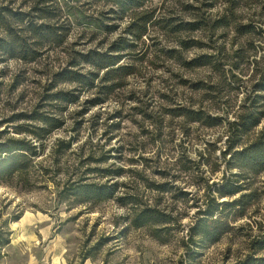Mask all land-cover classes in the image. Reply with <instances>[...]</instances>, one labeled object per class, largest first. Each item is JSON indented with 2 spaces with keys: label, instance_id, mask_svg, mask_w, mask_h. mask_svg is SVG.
<instances>
[{
  "label": "rangeland",
  "instance_id": "1",
  "mask_svg": "<svg viewBox=\"0 0 264 264\" xmlns=\"http://www.w3.org/2000/svg\"><path fill=\"white\" fill-rule=\"evenodd\" d=\"M36 2L0 0L60 36L42 40L31 64L0 63V132L29 137L15 128L40 122H4L20 112L46 113L62 124L42 141L32 168L0 183V227L10 232L0 264H263L264 171L246 174L240 194L219 199L245 195L248 205L224 212L230 229L217 242L195 227L206 209L205 185L238 169L225 170L221 155L227 122L208 127L189 112L235 119L263 67L256 62L264 48V0H153L147 34L120 52L118 64L133 73L111 92L100 78L81 87L62 74L76 53L123 45L130 23L141 21L122 14L119 0H50L39 6H51L45 15L31 10ZM60 91L74 101L53 100ZM263 128L264 117L250 136ZM186 165L200 169L182 173ZM89 183L115 191L102 199L73 194ZM145 210L150 218L134 226Z\"/></svg>",
  "mask_w": 264,
  "mask_h": 264
},
{
  "label": "trees",
  "instance_id": "2",
  "mask_svg": "<svg viewBox=\"0 0 264 264\" xmlns=\"http://www.w3.org/2000/svg\"><path fill=\"white\" fill-rule=\"evenodd\" d=\"M48 1L50 0H37L31 10L44 13V15L50 13L49 9L51 6L44 5L39 7ZM152 1L119 0L122 14L131 11V14L141 21V23H135L134 21L128 26V34L131 39H122L123 45H120L119 42H114L105 51L89 50L86 53H76L77 55L69 59L67 64L69 68L65 69L62 74L64 78L81 87H93L95 81L100 78L102 82L110 83L109 86L103 87L107 92L118 88L120 86L119 80L132 74L134 70L130 65L118 64L124 56L120 52L129 50L134 45V43H131L133 40H140L147 34L148 27L152 23L154 11L147 9L146 5ZM32 19L31 12L16 13L7 7L0 6V63H5L9 59H17L22 61L23 64H31L42 54L39 48L42 40H50L52 42L59 40L60 36L55 27L45 23L36 24ZM25 23L24 27H20V25ZM68 23L71 24V21ZM249 29H252V27L250 26ZM81 62L88 65L90 69L82 71L84 67H81V69L78 67ZM258 63H262L263 66L261 69H257L259 77L251 86L238 110L234 113V120L228 121L226 117L206 115L203 111L189 112L191 121L202 122L208 127L227 122V142L229 145L227 150L221 155L223 162L226 164L225 170L238 169L237 173H227L225 171L220 182H212L210 185H205L208 194L206 209L198 211L197 215L204 217L197 221L195 227L200 229L201 237L210 243L217 242L220 236L230 229L229 223L223 220L225 218L224 212L230 207H245L248 205L243 203L245 195L231 202L220 201L219 199L240 194L245 188L244 183H241V178L246 174H258L264 171V128L253 137L250 136L251 131L261 123L264 117V48L260 56V62H256V64ZM101 73L102 76L100 77ZM51 98L68 103L73 102L75 97L71 93L60 91L53 94ZM99 103H103L102 100H98L94 104ZM30 113V115L24 112L13 113L11 117L4 121L13 122L24 118L33 122H40V125H18L15 128L16 133L28 134L29 137H9L6 136L8 131L5 129L0 132V183L6 182L16 174L27 172L32 168L33 162L42 153L40 151V149L43 150L42 141L53 129L59 128L62 124L58 119L46 113L37 111ZM194 169L199 170L200 165L194 168L191 165L179 168L182 173H187ZM190 180L194 182L193 178ZM114 191L115 189L112 185L89 183L78 186L73 194L81 195L87 199H102L110 197ZM148 213L149 211L146 210L139 212L137 215L138 220L134 221V226L140 227L145 224L150 218ZM0 229L1 249L10 243V232L6 231L4 226H1ZM190 240H193L192 237H190ZM261 244L264 246V242ZM260 261L264 264V259Z\"/></svg>",
  "mask_w": 264,
  "mask_h": 264
}]
</instances>
